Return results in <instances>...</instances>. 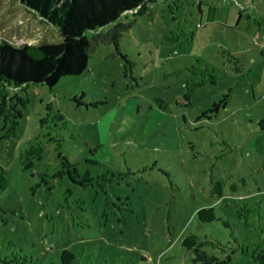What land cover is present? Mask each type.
Segmentation results:
<instances>
[{"label": "rangeland", "instance_id": "rangeland-1", "mask_svg": "<svg viewBox=\"0 0 264 264\" xmlns=\"http://www.w3.org/2000/svg\"><path fill=\"white\" fill-rule=\"evenodd\" d=\"M116 22L129 27L82 73L52 87L0 80V256L262 264L264 0H153ZM2 38L61 40L20 0H0ZM209 206L216 218L200 221ZM190 233L208 242L187 248Z\"/></svg>", "mask_w": 264, "mask_h": 264}, {"label": "trees", "instance_id": "trees-1", "mask_svg": "<svg viewBox=\"0 0 264 264\" xmlns=\"http://www.w3.org/2000/svg\"><path fill=\"white\" fill-rule=\"evenodd\" d=\"M27 8L40 17L53 23L59 29V42L33 44L24 42L13 45L6 39H0V80L10 85L24 86L30 83L55 85L61 77L78 75L87 67L88 59L99 44L117 43L123 30L129 24L116 22L121 15L134 11L147 1L153 0H20ZM107 30L103 27L110 23ZM92 34L88 35L87 32ZM235 63L239 57L229 52ZM236 68H239L238 65ZM41 148L26 149V160L38 157ZM8 184L6 169L0 164V189ZM220 182L216 184V193L221 195ZM200 221L216 218L214 207H202L197 212ZM208 241H200L195 233L183 239V245L199 251ZM65 252L69 254L71 264H75V254L69 249L62 250L61 261L65 264ZM2 251L0 250V254ZM13 254L0 256V264L12 263ZM258 258L264 264V254Z\"/></svg>", "mask_w": 264, "mask_h": 264}]
</instances>
